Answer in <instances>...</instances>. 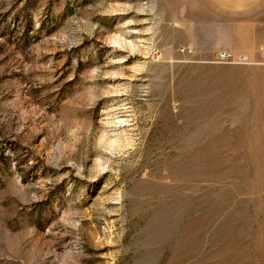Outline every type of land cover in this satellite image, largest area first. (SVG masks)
Returning a JSON list of instances; mask_svg holds the SVG:
<instances>
[{"label": "rangeland", "instance_id": "rangeland-1", "mask_svg": "<svg viewBox=\"0 0 264 264\" xmlns=\"http://www.w3.org/2000/svg\"><path fill=\"white\" fill-rule=\"evenodd\" d=\"M238 22L0 0V264H264V47L232 51Z\"/></svg>", "mask_w": 264, "mask_h": 264}, {"label": "crops", "instance_id": "crops-1", "mask_svg": "<svg viewBox=\"0 0 264 264\" xmlns=\"http://www.w3.org/2000/svg\"><path fill=\"white\" fill-rule=\"evenodd\" d=\"M208 3L223 15L228 16L232 20H241L234 28L241 27V31L237 30L232 33L230 48L232 51L239 50L240 47L245 49L262 45L264 47V0H207ZM257 15L256 24L250 28L255 30L252 40L246 31L249 30V18L251 15ZM251 21V20H250ZM241 25V26H240ZM246 50V49H245Z\"/></svg>", "mask_w": 264, "mask_h": 264}, {"label": "built area", "instance_id": "built-area-1", "mask_svg": "<svg viewBox=\"0 0 264 264\" xmlns=\"http://www.w3.org/2000/svg\"><path fill=\"white\" fill-rule=\"evenodd\" d=\"M242 59L244 60V59H246V58L243 57Z\"/></svg>", "mask_w": 264, "mask_h": 264}]
</instances>
